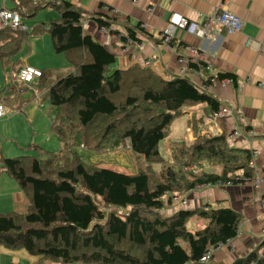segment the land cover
I'll return each instance as SVG.
<instances>
[{
    "label": "trees",
    "instance_id": "trees-1",
    "mask_svg": "<svg viewBox=\"0 0 264 264\" xmlns=\"http://www.w3.org/2000/svg\"><path fill=\"white\" fill-rule=\"evenodd\" d=\"M11 1L14 5L9 9L22 16L50 5L45 0ZM54 6L59 19L26 31H0L1 61L17 53L30 35L47 31L55 53L64 54L73 68L48 87L52 130L61 150L45 159L31 155L0 159L2 170L30 198L25 213H0V245L25 249L55 264L200 263L209 248L226 245L237 236L242 216L230 207L208 205L163 214L165 195L227 181L238 183L234 179L238 175L251 179L252 151L231 147L224 133H207L182 145L174 154L176 165L168 164L160 143L183 114V107L206 103L212 113L220 108V101L180 75L164 79L138 65L110 72L116 54L84 31L85 11L66 0ZM110 18L106 11L95 20L109 30ZM129 39L139 40L133 28L120 35L124 43ZM189 67L195 70L199 65ZM224 78L237 85L233 75L217 77ZM126 144L145 158L146 169L118 172L91 164L74 150L82 146L103 152ZM157 162L164 168L154 169L152 163ZM205 162L220 165L222 171H205ZM197 166L202 173L196 171ZM97 199L105 207L130 209L123 215L107 213ZM195 216L208 222L193 232L188 224ZM232 264H264V241Z\"/></svg>",
    "mask_w": 264,
    "mask_h": 264
},
{
    "label": "crops",
    "instance_id": "crops-1",
    "mask_svg": "<svg viewBox=\"0 0 264 264\" xmlns=\"http://www.w3.org/2000/svg\"><path fill=\"white\" fill-rule=\"evenodd\" d=\"M45 1L50 5L39 8L27 20L22 16L29 29L60 18L54 4L63 0ZM66 1L85 11L82 19L84 31L116 54V62L110 66L109 71L138 65L150 68L164 79L180 75L205 88L222 105L239 107L240 111L234 117L220 120L218 134L224 133L231 147L256 151L254 165L264 168V0ZM13 5L11 0L0 2V8H11ZM220 5L243 19L244 25L239 33L229 35L220 31L218 39L205 42L187 32L178 31L170 43L161 40L160 35L172 13H180L191 20L204 23ZM106 8L110 9L109 30L99 27L95 20L97 15L106 12ZM139 25L142 29L137 27ZM128 28L135 29L138 41L129 39L124 43L120 40V35L125 36ZM23 47H26V51ZM188 47L204 49L205 64L212 68L209 73L211 76L217 78L220 74L233 75L237 85L230 78H224L227 80L225 86L220 79L215 84L203 87L205 78L197 77L196 69L193 70L188 65L187 72L181 75V69L186 64ZM25 65L42 70L43 77L36 78L31 85L13 81L11 73ZM72 71V65L64 54L55 53L47 31L30 35L17 53L9 59L0 60V104L5 108V114L0 118V159L25 155L40 158L37 151L47 150L48 147L53 148L50 153L61 150L62 145L56 135L59 144L56 141H52L51 145L46 144V141L54 138V113L51 106L45 105L43 97L46 91L49 96L50 81L53 83L58 77ZM248 78L250 81H247ZM186 106L190 107L183 108V114L176 118H180V132L184 131L185 136L179 135L171 139L172 142L192 143L198 135H216L208 121L211 109L206 103ZM50 124L51 133L47 134ZM236 129L242 130V134L230 137ZM249 130H253L254 135H250ZM80 148L84 149L82 146ZM170 196L171 194L165 195V200L169 201V205L164 206L167 214L181 208L198 209L208 205L214 209L230 207L242 216L237 236L213 253L209 262L197 264H232L236 259L257 249L264 241V183L254 185L251 182H242L220 186L211 184L194 189L187 196L183 195L186 204L175 203L173 199L170 202ZM29 206V196L0 165V213H25ZM190 221L195 223L194 229L188 226L193 232L207 224L205 219L198 216ZM0 264L55 263L33 256L25 249H10L0 245Z\"/></svg>",
    "mask_w": 264,
    "mask_h": 264
},
{
    "label": "built area",
    "instance_id": "built-area-1",
    "mask_svg": "<svg viewBox=\"0 0 264 264\" xmlns=\"http://www.w3.org/2000/svg\"><path fill=\"white\" fill-rule=\"evenodd\" d=\"M105 11H109V9L106 8ZM243 25H244V21L240 16H238L233 12L223 9V7L220 5L219 7H217L214 14L210 15L204 23L191 20L180 13H176V12L172 13L171 16L169 17L166 28L161 33L160 37L161 39H163L164 43H170L175 38L178 31H184L206 42V41L218 39L220 35L219 33L220 31H225L229 35L239 33L242 30ZM7 28L12 30H19V31L28 30L27 25L23 21L22 15L17 10H12L3 6L2 8H0V31L5 30ZM102 28L104 30H107V28L105 27ZM186 55L188 56H186V61H185L186 64H184V67L181 69L182 72L181 75L187 72L188 70L187 65L189 66V64L191 63H196L199 65V68L195 70L196 71L195 75L197 77L205 78V81H211V84H215L219 80L211 76L210 74L208 77L206 76V71L210 73L212 68L208 64H206L207 66L205 68L202 66L203 63H206V57H205L206 55L203 48L188 47ZM41 76H42V70L31 65H25L17 70H14L11 73V78L13 79V81H20L28 85H31L36 78H39ZM222 80L223 81L221 83L225 86L227 80L226 79H222ZM247 81H250V78H248ZM202 86L203 87L207 86L206 82ZM239 111L240 108L237 106L225 105V104L221 105L220 108L212 112L210 117L208 118L209 124H211L213 128L212 131L217 135L220 132L219 131L220 120L226 117H234V115ZM4 114H5L4 105L0 104V118L3 117ZM248 133L250 135H254L253 130H249ZM241 134H242V130L236 129L235 131H233V133H231L230 137H238ZM256 153H257L256 151L252 152V159H251V166L254 169L253 177L251 179H246L243 176L238 175L234 177L236 182L238 183L251 182L254 185H260L264 183V168H257L254 165ZM233 183H234L233 181H227L225 183H218L216 185L220 186V185L233 184ZM197 188H200V186H197ZM187 193L188 192H185L183 193V195L187 196ZM183 195L171 194V196L169 197L170 202H172L171 199H173L175 203L186 204ZM168 205H169V201L167 202L165 200L164 206H168ZM222 246L224 245L209 248L206 255L201 258V262L202 263L209 262L213 253H215Z\"/></svg>",
    "mask_w": 264,
    "mask_h": 264
},
{
    "label": "rangeland",
    "instance_id": "rangeland-1",
    "mask_svg": "<svg viewBox=\"0 0 264 264\" xmlns=\"http://www.w3.org/2000/svg\"><path fill=\"white\" fill-rule=\"evenodd\" d=\"M0 2H1V0H0ZM23 18H24V20H27L29 17L23 16ZM23 50L26 51V47H23ZM114 70L115 69H112L110 72H113ZM48 98H49V96H48V93L46 91V94L43 97V99H44L45 105L49 107L51 105H50ZM189 107L190 106H185L183 108L187 109ZM51 115H53V114L51 113ZM179 122H180V118L173 121V123L168 128V136L160 143L161 144V150H162L163 155L165 157V161L168 164H172V165L173 164L176 165V163L174 162V154L177 152V150H179L182 147V145L185 144L184 146H187L189 144V143H186L184 141H181L180 143H176L178 141L172 142V140L175 139V137H177L179 135L185 136L184 131L180 132ZM48 133H51V124L49 125V130H48L47 134ZM52 136L54 138L53 139L51 138V141H46V144L51 145L52 141H56L57 143L59 142V141H57L54 132H52ZM166 148H169V149L167 150ZM52 149L53 148L48 147L47 150L37 151L38 157H40L42 159L49 157L50 151H52ZM56 151H58V150H56ZM75 151L79 156H81L84 160H86L87 162H89L91 164H96V165H99L101 167L109 168V169H112V170H115L118 172H122V173H126V174L138 173V172H140V170H144L148 166V162L145 160V158L141 154L132 151V149L127 144L124 146L118 147L114 150H107V151H103V152H94V151H90L86 148L83 149L80 147H76ZM172 161H173V163H172ZM163 166H165V164H163ZM152 167L154 169H157V170H159L160 168H162V169L164 168V167H162L161 163H158V162L152 163ZM192 168H194V167H192ZM204 168H205V171H217V172L221 171V169H222L220 165H209L206 162L203 164V169ZM195 169H196V171H200V172L202 171L198 166ZM97 200H98L100 207L104 211H106L107 213L114 212L118 215H123L124 213H126L130 209L129 206L126 208L117 207V206L105 207V206H103V203L101 202L100 199H97ZM163 211H164V212H162L163 214H167L165 209ZM206 222H208V219H206ZM188 226H189V228L194 229L195 223L193 224V222L190 221ZM202 226H204V225H199V227H202Z\"/></svg>",
    "mask_w": 264,
    "mask_h": 264
}]
</instances>
